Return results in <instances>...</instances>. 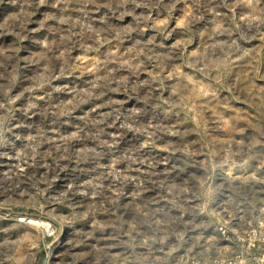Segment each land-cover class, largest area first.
Segmentation results:
<instances>
[{"label": "rangeland", "instance_id": "obj_1", "mask_svg": "<svg viewBox=\"0 0 264 264\" xmlns=\"http://www.w3.org/2000/svg\"><path fill=\"white\" fill-rule=\"evenodd\" d=\"M264 263V0H0V264Z\"/></svg>", "mask_w": 264, "mask_h": 264}, {"label": "built area", "instance_id": "obj_2", "mask_svg": "<svg viewBox=\"0 0 264 264\" xmlns=\"http://www.w3.org/2000/svg\"><path fill=\"white\" fill-rule=\"evenodd\" d=\"M229 264H238V263H229ZM244 264H260V263H244Z\"/></svg>", "mask_w": 264, "mask_h": 264}, {"label": "crops", "instance_id": "obj_3", "mask_svg": "<svg viewBox=\"0 0 264 264\" xmlns=\"http://www.w3.org/2000/svg\"><path fill=\"white\" fill-rule=\"evenodd\" d=\"M260 264H264V263H260Z\"/></svg>", "mask_w": 264, "mask_h": 264}]
</instances>
